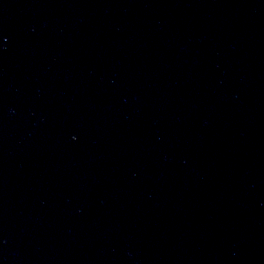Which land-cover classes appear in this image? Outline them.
<instances>
[{
	"label": "water",
	"instance_id": "95a60500",
	"mask_svg": "<svg viewBox=\"0 0 264 264\" xmlns=\"http://www.w3.org/2000/svg\"><path fill=\"white\" fill-rule=\"evenodd\" d=\"M0 264H264V0H0Z\"/></svg>",
	"mask_w": 264,
	"mask_h": 264
},
{
	"label": "clouds",
	"instance_id": "9594fccd",
	"mask_svg": "<svg viewBox=\"0 0 264 264\" xmlns=\"http://www.w3.org/2000/svg\"><path fill=\"white\" fill-rule=\"evenodd\" d=\"M73 139H75V137H73Z\"/></svg>",
	"mask_w": 264,
	"mask_h": 264
}]
</instances>
